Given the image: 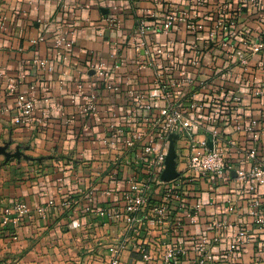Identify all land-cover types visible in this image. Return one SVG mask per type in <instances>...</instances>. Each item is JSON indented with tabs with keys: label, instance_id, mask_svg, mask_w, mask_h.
<instances>
[{
	"label": "crops",
	"instance_id": "1",
	"mask_svg": "<svg viewBox=\"0 0 264 264\" xmlns=\"http://www.w3.org/2000/svg\"><path fill=\"white\" fill-rule=\"evenodd\" d=\"M235 2L209 0L195 8L190 0H0V146L7 143L9 152L19 148L29 158H43L41 162L0 158V212L16 201L29 207L28 215L13 230L18 235L17 242H9L7 232L0 230V264H42L47 260L66 264L82 250H99V244L110 241L117 233L114 226L94 216V207L118 202L126 189L124 180L133 174H145L143 168L137 172L134 164L138 148L122 154L109 150L103 142L113 115L120 120L127 117L130 100L125 87L116 94L98 86L94 92L102 117L98 123L92 117L81 115L82 101L70 100L77 83L96 81L87 62L108 59L112 48H116L127 63L116 77L117 81L127 78L133 89L153 99L157 95L153 70L138 69L137 53L131 43L139 23L145 22L149 43H158L167 51L181 55L183 45L191 41L184 26H178L168 37L155 33L171 10L187 13L201 26L200 41L205 40L220 17L219 9ZM263 30L264 16L260 18L247 7L235 29L229 30L228 37L233 44L242 47L243 38L253 41ZM59 34L74 39L66 61L54 56L52 40ZM41 36L45 41L36 42ZM34 59L47 60L54 69H39L32 65ZM228 70L232 78L225 75ZM189 71L194 84L187 91L193 93L196 100L203 97L201 91L197 92L198 84L214 80L218 94L224 86L238 90L241 95L242 103L235 114L231 113L233 118L260 119L264 126V98L253 99L248 88L238 87L235 79L236 75L248 80L255 77V82L264 87V50L249 59L244 73L226 59L220 47L206 51L200 63ZM23 92L34 96V117L42 120L41 124L23 127L12 123L16 96ZM136 117L139 122L132 128L143 127L145 118L154 121L156 114L155 111L139 112ZM195 133L202 134L203 129L197 128ZM238 142L246 145V136L240 135ZM112 171H115L114 176ZM116 184L119 187H115ZM227 184L217 194L214 208L206 206V186L187 200L189 206L204 209L196 224L190 225L185 220L174 239L187 250L189 260L195 257L190 239L205 232L211 216L233 219L222 209L232 194ZM106 189L111 191L108 196L103 195ZM159 195L160 192L154 190L152 199H159ZM244 203L238 201L239 206ZM42 206L49 208L45 218L37 215L36 210ZM159 234L152 232L149 240L154 245ZM224 247V242L215 246L214 254ZM186 257L181 258V264ZM124 258L138 259V256L126 252Z\"/></svg>",
	"mask_w": 264,
	"mask_h": 264
},
{
	"label": "built area",
	"instance_id": "2",
	"mask_svg": "<svg viewBox=\"0 0 264 264\" xmlns=\"http://www.w3.org/2000/svg\"><path fill=\"white\" fill-rule=\"evenodd\" d=\"M190 1L198 8L209 0ZM247 7L257 12L260 18L264 16V3L260 0L226 3L219 9L220 17L208 31L205 40L200 41L201 26L187 13L171 10L155 33L168 37L178 26H184L191 41L183 45L181 55L167 51L158 43H149L145 22L141 21L131 43L137 53L138 69L149 67L153 70L157 88V95L153 99L133 89L129 79L117 81L116 77L127 63L118 55L116 48H112L108 59L87 62L88 70L96 81L77 83L70 100L82 101L81 115L92 117L98 123L102 118L94 96L98 86L116 94L125 87L130 100L127 117L120 120L113 115L103 142L109 150L122 154L138 148L134 164L137 172L143 168L145 174H133L124 180L126 189L118 202L93 209L94 216L114 226L117 235L99 244L97 251L82 250L66 264H181L187 250L178 246L174 239L182 230L185 220L194 225L204 212L201 206H189L187 200L206 186V206L214 208L217 194L227 183L232 194L222 209L225 215L233 219L211 216L205 225V232L190 239L195 257L192 260L184 258V264H264V126L260 119L233 118L231 113L235 114L242 103L238 90L222 86L218 94L214 80H211L196 87L197 92L203 94L201 100H196L194 94L187 91L194 84L189 69L197 66L203 54L211 48H222L226 59L241 68L243 73L249 59L264 50V30L253 41L243 38L242 47L233 44L228 37L229 30L235 29ZM44 41L45 38L41 36L36 42ZM52 46L54 56L66 61L72 52L74 39L59 34L52 40ZM32 65L48 71L54 69L45 59H34ZM231 73L228 70L225 75L232 78ZM235 79L239 82L238 87L242 85L248 88L253 99L264 98V87L255 82V77L248 80L236 75ZM35 107L36 100L32 94L18 93L12 123L23 127L41 124L42 120H35ZM110 111L115 114L113 110ZM152 111L156 114L154 121L145 118L143 127L132 128L139 122L137 113ZM197 128H202L203 133L196 134ZM240 135L246 136V145L239 144ZM172 136H175L177 177L163 182L161 174L165 169ZM111 175L114 176L115 171ZM115 187H119V184ZM154 190L160 192L159 199H152ZM110 193L108 189L103 191L104 196ZM239 200L245 201L244 205L239 206ZM36 211L39 218H45L49 208L42 206ZM28 213L29 207L20 201L1 210L0 230L7 232L9 242H17L18 235L13 230ZM153 231L160 233L155 240L157 246L149 240ZM223 242L224 249L214 254L213 248ZM126 252L137 255L138 259L124 258ZM42 264L53 263L47 260Z\"/></svg>",
	"mask_w": 264,
	"mask_h": 264
},
{
	"label": "water",
	"instance_id": "3",
	"mask_svg": "<svg viewBox=\"0 0 264 264\" xmlns=\"http://www.w3.org/2000/svg\"><path fill=\"white\" fill-rule=\"evenodd\" d=\"M92 73V72H91ZM174 143H175V136L170 137V145L168 149L167 156L165 158V169L163 170L161 174V180L163 182H169L177 177V173L175 171V150H174ZM8 144H4L3 146H0V156H3L5 161H9L11 159H24L27 161H33L36 160L37 162H41L43 158L39 159H32L28 156L24 155L19 148H16L15 152H9L7 151ZM233 176H235L234 173H232Z\"/></svg>",
	"mask_w": 264,
	"mask_h": 264
},
{
	"label": "rangeland",
	"instance_id": "4",
	"mask_svg": "<svg viewBox=\"0 0 264 264\" xmlns=\"http://www.w3.org/2000/svg\"><path fill=\"white\" fill-rule=\"evenodd\" d=\"M0 158H3L4 159V157L3 156H1ZM1 262V261H0Z\"/></svg>",
	"mask_w": 264,
	"mask_h": 264
}]
</instances>
